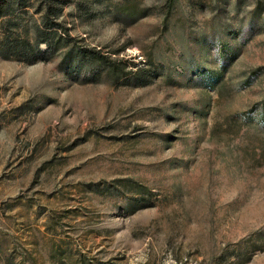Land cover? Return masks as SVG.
<instances>
[{
    "label": "rangeland",
    "instance_id": "obj_1",
    "mask_svg": "<svg viewBox=\"0 0 264 264\" xmlns=\"http://www.w3.org/2000/svg\"><path fill=\"white\" fill-rule=\"evenodd\" d=\"M10 1L0 264H264V0Z\"/></svg>",
    "mask_w": 264,
    "mask_h": 264
},
{
    "label": "trees",
    "instance_id": "obj_2",
    "mask_svg": "<svg viewBox=\"0 0 264 264\" xmlns=\"http://www.w3.org/2000/svg\"><path fill=\"white\" fill-rule=\"evenodd\" d=\"M10 5H11V1L7 0V2L5 3L6 9H9ZM34 37H35L34 38L35 39V44H37V42L40 41V40L47 41L46 40L47 33L44 32V31L36 30ZM5 50H8V48L5 49ZM10 51L12 53H21V51H18L17 48H15L14 50H10ZM36 51H38V49H36ZM263 105H264V103H263ZM262 122L264 123V117L262 118ZM129 209L131 210L132 208H129Z\"/></svg>",
    "mask_w": 264,
    "mask_h": 264
}]
</instances>
